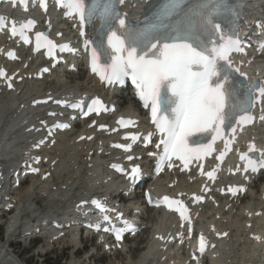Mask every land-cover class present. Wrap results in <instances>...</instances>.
Instances as JSON below:
<instances>
[{
	"label": "snow or ice",
	"instance_id": "1",
	"mask_svg": "<svg viewBox=\"0 0 264 264\" xmlns=\"http://www.w3.org/2000/svg\"><path fill=\"white\" fill-rule=\"evenodd\" d=\"M13 5L22 4L26 7V0H11ZM64 9L65 16L78 18L80 35L86 36L85 26L92 27L95 39L85 38L84 49L89 52L91 71L98 75L106 84L125 82L130 78L135 85L136 93L143 103V107L150 109L151 122L155 132L161 137L156 148L162 147L157 165L162 171L165 163L173 157L182 161L187 168L188 163L209 156L213 145L218 139L225 141V152L216 157L222 160L235 141L237 126L250 124L254 117L251 108L258 98H264V86H248L242 81H236L233 71L241 77L246 74L239 68H233L229 57L232 53H241L244 49L238 38L223 31L220 18L231 13L237 15L230 0H200L193 8L185 11L186 0H167L156 13L153 22L143 27H135L127 21V14H121L117 5L124 0H56ZM40 7L47 9L46 0H40ZM184 16V20L175 25L171 21ZM99 21V27H96ZM6 21L0 16V29L6 27ZM35 27V20L28 19L17 25L11 21L12 36H20L24 43H30L27 33ZM170 29V31H169ZM47 49L49 56H54V50L59 47L61 52L75 53L77 50L69 45H56L44 33H35V50ZM9 58L15 59L13 52ZM43 72H48L44 68ZM0 77L8 81L12 87L11 77L4 69H0ZM254 93L256 95H254ZM57 104H67L57 100ZM73 109L83 107V102L68 104ZM107 109L99 98H95L88 105L85 116L92 112L97 115ZM54 115V113L52 114ZM264 120V116L260 117ZM43 123V122H42ZM95 123V122H93ZM122 127L135 124L131 119H121L117 122ZM57 128H66L67 124H56ZM103 128L104 125H101ZM225 130H230L233 136L225 138ZM153 133H148L146 142H151ZM83 139V137H81ZM133 141L139 139L137 135L125 136ZM91 139V137H89ZM40 143H44L43 140ZM37 147L39 145H36ZM117 148L128 151L130 144H117ZM259 151L254 144H250L248 152L241 153V160H245L244 171L255 173L264 168V151H259L260 159H253L249 153ZM149 155H155L149 153ZM132 159L131 156L128 157ZM39 163V158H36ZM173 165L168 163V167ZM119 171L125 170L119 165H113ZM201 167H203L201 165ZM239 170V169H237ZM33 172L39 169L33 168ZM130 179L135 180L140 175L139 166H134ZM204 175L205 173H201ZM209 179H213L214 171L207 172ZM207 190V189H205ZM241 189L229 188L233 194ZM200 201L203 197L196 196ZM149 202L152 198L149 197ZM102 212L107 211L98 200H92ZM170 210L179 213L182 221H189L188 209L183 201L173 200L167 196L162 201ZM105 220L109 218L104 217ZM127 226V222H125ZM99 230V225H96ZM114 231L116 239L120 240L125 229L105 228L104 231ZM191 232V227H189ZM163 237H161L162 239ZM206 250V240L201 235L199 251Z\"/></svg>",
	"mask_w": 264,
	"mask_h": 264
},
{
	"label": "bare ground",
	"instance_id": "2",
	"mask_svg": "<svg viewBox=\"0 0 264 264\" xmlns=\"http://www.w3.org/2000/svg\"><path fill=\"white\" fill-rule=\"evenodd\" d=\"M249 6L255 9H260V7H262V11H264V0H250ZM65 75H68L69 78L71 77L69 72L61 70L55 75V80L58 84L67 88L66 83L69 86L72 85H70L71 82H67V77H65ZM22 76L25 77L26 75L22 74ZM81 76L85 89L91 87L92 83L89 77L83 73ZM30 82L31 80L29 79L26 86L14 90L11 97L0 95V171L6 172L4 176L0 177V183L6 182L7 173H12L13 169L16 168V164L21 158H24V155L21 153L19 142H21L25 136L20 135L16 129L19 128L24 121H31L32 126L35 125L33 112L24 113L27 108L26 99L32 95L33 90H36L37 93H41L40 90L43 86L42 84L33 86ZM24 127L26 126L23 125L21 130L24 129ZM92 134L93 131H90L86 134V137L88 138ZM65 136L67 135L62 134L61 138ZM77 138L78 135H75V137L68 136L66 139H59L56 145L51 149V151H53V156L48 161L50 175L46 180L33 178L25 189H14L11 194L17 200L15 203L18 205L17 207L21 206L24 210H29L30 212V216L26 219L27 230L30 231L32 227H40L43 231L50 230L49 233L52 234L58 232L66 233L64 236L57 237V240L54 241L59 244L77 242V236L73 234V232H70L69 229L70 227L72 229V221L76 220L75 217L78 213L75 206L76 198H84L88 192L85 191L83 194L78 193L79 187L87 186V188L91 190L92 186H99L102 180L100 169L101 160L97 158L95 151L98 146H94L92 141H87L86 139L82 142H77ZM103 148L105 149L106 147ZM104 151H107V149ZM44 157L48 159L49 154H45ZM54 180H56V182ZM12 181L18 182L20 181V177H17L16 180L12 179ZM261 188L264 191V183ZM260 196L261 194L249 200L244 206H237V200L230 203L231 208L227 210L228 213L221 217L219 221L222 223L223 218L230 220V225L226 228L220 226V230L228 231L229 234L227 239L216 240V248L214 247L215 249L210 253V264H222L220 260L227 262V264H232V262L236 264H264V201H261ZM37 198L44 199V206L46 207L44 212L38 208L37 210L32 208ZM11 199L14 200L13 198ZM255 204L260 207L259 210L255 208ZM226 205L229 207V204H225L223 208H225ZM219 210L220 209H217L215 212L219 214ZM234 210L235 213L231 217L228 216V214ZM256 210H258L262 216L253 224L252 230L249 232L250 234L245 235L243 241L240 242L241 234L233 235L230 233V229L231 232L232 229L233 231H238L237 226L239 223L237 220L241 218L242 212L255 213ZM54 216H57L56 218L62 221L60 228H51L49 225L44 226L45 221L40 220L31 224L36 217L47 220ZM235 216L236 218H234ZM249 217L250 216H247V218ZM18 219V215H15L11 219V226L14 225ZM47 221L50 222V220ZM165 223H167V221H165ZM161 227L159 222L155 223L152 239H157V242L156 244H151L146 250H142L139 257V264H164L169 254L171 257L168 264H186L177 248L174 249L170 247V249H166L158 239L163 231ZM52 240L53 238H50V240H46V242L50 244L53 242ZM77 244H79V242H77ZM237 250L242 252L241 256ZM108 253L112 254L114 252L108 251ZM14 254V251H7L0 243V264H19ZM232 254L236 257L234 255L232 256ZM238 256L240 257L239 260H237Z\"/></svg>",
	"mask_w": 264,
	"mask_h": 264
},
{
	"label": "rangeland",
	"instance_id": "3",
	"mask_svg": "<svg viewBox=\"0 0 264 264\" xmlns=\"http://www.w3.org/2000/svg\"><path fill=\"white\" fill-rule=\"evenodd\" d=\"M259 187H260V183L255 184V186L253 187V193H256V190L259 189ZM81 190H79V191H81ZM246 202H247V199L243 201V204L246 203ZM244 205H242V206H244ZM150 225H151L150 223L147 225L149 227L148 232H146L140 238H138L137 241H132V242L129 243V245L127 247V250H128L127 253L118 254L116 256L100 257V259H98L99 262H100L99 264H127V263H129V264H139L140 263V260H139L140 256H138V255H139L140 251L142 249H144L145 246L148 245V240L151 237V230L153 228ZM25 246L26 245L21 246V247H14L13 250L16 253L20 254L21 259L25 260L26 264H36V260H35L36 256H34L35 250L27 252V253L26 252L23 253V250H26ZM89 250L93 251V249H89ZM59 252L60 251L52 252L53 255L55 256V260L53 259V261L50 264H71V263L76 262V261L84 262L83 259L73 260L72 257L70 256V252L62 253V254H60ZM237 252L240 253V256H241L242 252L240 250H237ZM97 255H99V254H97ZM233 255L234 254H232V256ZM129 257L133 260V262L131 260H128ZM97 258H99V257H96V256L94 257V259H97ZM239 258L240 257L238 256L237 260H239ZM98 260H96V261H98ZM238 264H240V263H238Z\"/></svg>",
	"mask_w": 264,
	"mask_h": 264
}]
</instances>
